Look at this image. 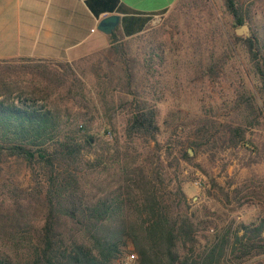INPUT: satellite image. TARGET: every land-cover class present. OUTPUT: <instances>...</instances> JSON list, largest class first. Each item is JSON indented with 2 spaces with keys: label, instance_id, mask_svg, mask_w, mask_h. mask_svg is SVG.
I'll list each match as a JSON object with an SVG mask.
<instances>
[{
  "label": "trees",
  "instance_id": "16d2710c",
  "mask_svg": "<svg viewBox=\"0 0 264 264\" xmlns=\"http://www.w3.org/2000/svg\"><path fill=\"white\" fill-rule=\"evenodd\" d=\"M194 2L205 3L180 0L188 17L174 37L176 50L147 27L127 38L113 33L106 48L79 59L114 53L125 61L119 72L97 65L102 72L93 86L108 141L91 160L83 158L92 145L81 114L65 103L84 98L74 62L0 60V161L36 165L44 179L41 188L0 183V264H116L127 248L137 264H264V180H245L230 192L209 180L232 210L255 201L262 214L248 222L206 219L173 184L162 156L159 137H170L176 125L173 110L159 121V105L171 95L164 90L179 82L170 71L157 73L155 64L167 68L178 56L208 81L243 57L235 86L225 79L230 147L242 144L264 111V0H222L231 25H247L243 37L224 32L211 7L191 10ZM119 110L124 122L117 133L111 120ZM206 122L198 117L201 129Z\"/></svg>",
  "mask_w": 264,
  "mask_h": 264
},
{
  "label": "rangeland",
  "instance_id": "374dc122",
  "mask_svg": "<svg viewBox=\"0 0 264 264\" xmlns=\"http://www.w3.org/2000/svg\"><path fill=\"white\" fill-rule=\"evenodd\" d=\"M204 1L203 5L200 2L191 3V10L195 12L201 10L203 13L206 8L211 7L222 30L227 34L231 32L234 34V30L238 27H233L230 17L222 11V0ZM179 4L180 0L163 14L152 18L148 26L150 32L161 41L170 44L175 50L180 44L174 37L180 33L188 17L186 13H180ZM235 36L246 35L242 33ZM120 41L124 43L123 39ZM174 58L179 63L175 65L172 63L164 69L155 64L157 73L170 71L173 79L177 78L175 82H179L178 85L171 84L172 89L164 90L165 96L169 93L171 95L159 105V121L167 110H173L176 125V132L170 137L168 134L159 137L163 159L167 157L165 163L171 165L173 184L180 183L192 210L198 211L199 215L206 219H209L211 214H216L224 221L248 222L262 214L261 207L255 201H251L239 209L232 210L233 205L226 204L224 198L209 181L212 180L215 185L223 188L224 192H230L231 188L245 180L254 177L264 180V111L261 117L253 119L254 127L245 131L242 144L230 147L227 139L233 114L227 107L230 85L227 86L225 79H229L235 86L237 80L235 73L244 68V59L242 56L237 57L239 62L235 64L237 68L234 66V70L229 68L228 62L216 78L211 76L207 78L208 81H205L206 78L204 79L202 73L195 69L193 64L187 62L183 64L178 56ZM78 61L74 62L72 68L82 82L81 94L84 98L78 100V107L72 101H65V103L81 114L78 123L83 125L90 134L92 145L83 153V158L91 160L105 149L107 145L103 142L108 141V138L104 136L105 123L100 115L97 101L96 93L99 94L100 89L93 86L97 82L95 73L102 72L98 70L97 65L105 67L107 63L112 70L119 72L124 67L125 61L122 60V56L114 53L94 55L87 62ZM171 76L170 79H172ZM250 90H252L251 87ZM113 101L116 106L115 97ZM198 117L206 119L205 129L199 127ZM123 122V112L119 110L111 120L117 133H120ZM184 156L189 160H184ZM4 181H11L22 189L41 188L44 184L40 167L33 165L27 168L23 162L13 158L0 161V183ZM126 251L130 249L127 248Z\"/></svg>",
  "mask_w": 264,
  "mask_h": 264
},
{
  "label": "crops",
  "instance_id": "0c3cea01",
  "mask_svg": "<svg viewBox=\"0 0 264 264\" xmlns=\"http://www.w3.org/2000/svg\"><path fill=\"white\" fill-rule=\"evenodd\" d=\"M177 1L0 0V60L75 62L106 48L113 33L139 34ZM111 14L119 20L106 35L97 24Z\"/></svg>",
  "mask_w": 264,
  "mask_h": 264
},
{
  "label": "water",
  "instance_id": "95a60500",
  "mask_svg": "<svg viewBox=\"0 0 264 264\" xmlns=\"http://www.w3.org/2000/svg\"><path fill=\"white\" fill-rule=\"evenodd\" d=\"M119 20V17L115 14H111L109 16H106L104 18H102L101 20H99L98 24H97V30L100 31L103 34H110L115 26L117 25ZM248 27L247 25H241L239 26L237 29L234 30V34L235 35H240V34H245L246 36H248Z\"/></svg>",
  "mask_w": 264,
  "mask_h": 264
},
{
  "label": "built area",
  "instance_id": "2783aa9c",
  "mask_svg": "<svg viewBox=\"0 0 264 264\" xmlns=\"http://www.w3.org/2000/svg\"><path fill=\"white\" fill-rule=\"evenodd\" d=\"M116 264H137L136 256L133 252L126 251L116 262Z\"/></svg>",
  "mask_w": 264,
  "mask_h": 264
}]
</instances>
